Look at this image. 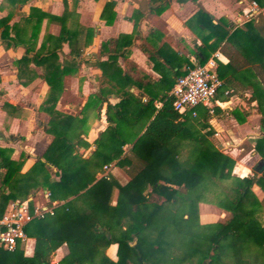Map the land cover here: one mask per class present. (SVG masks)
I'll return each instance as SVG.
<instances>
[{
	"label": "trees",
	"instance_id": "1",
	"mask_svg": "<svg viewBox=\"0 0 264 264\" xmlns=\"http://www.w3.org/2000/svg\"><path fill=\"white\" fill-rule=\"evenodd\" d=\"M8 1L14 4L26 0ZM62 2L64 10L59 16L30 7L20 23L9 25L7 16L0 18V41L4 47L24 48V54L14 62L18 83L26 85L34 78L30 62L42 69L41 77L49 87L41 106L49 115L44 131L52 135L42 156L24 174H18L21 163L9 159L11 150L0 147V169H4L0 188L9 187L7 193L0 190V214L8 201L18 196L26 199L42 187L46 188L48 200L57 202L50 214L34 217L24 227L26 236L34 239L31 256L23 255V243H16L11 252L0 250V264H264V168L251 176L231 174L233 159L210 140L207 110H196V117H191L190 110L178 113L167 89L161 94L150 90L144 100L142 95L129 92L128 77L115 65L117 53L109 55L99 66L104 82L118 101L108 103L101 92L90 96L84 104L97 105L98 119L99 109L105 103L106 127L94 140L91 157L82 156L79 148L88 146L83 139L88 130L84 112L66 115L53 109L61 77L67 72L66 67L75 63L72 59L61 64L55 50L67 42L73 56L79 53L72 47L78 41V29L66 25L73 15L67 10L66 1ZM111 6L112 2H106L100 16ZM165 6L161 2L156 10L159 12ZM44 17L57 22L60 29L57 36L44 37L39 49L34 50ZM113 17L111 13L106 23ZM191 22L196 26L201 57L195 55V63L185 62L188 69L204 63L222 44L220 49L228 61L225 65L218 63L222 68L217 71L221 85L229 88L236 81L232 76L223 77L224 68L234 73L252 72L254 79L247 86L251 100L256 101L260 131L253 152L264 161V11L230 29L224 18L214 20L197 6L186 24ZM124 38L128 36L108 39L102 47L110 50L111 45ZM86 39L90 41L88 35ZM254 40L258 41V49ZM233 41L246 44L233 47ZM141 50L148 57L154 55L172 65L160 49ZM243 52L251 61L244 58ZM125 53L124 49L120 54ZM188 69L173 72L174 81ZM155 102L160 105L156 107ZM232 114L237 116L239 112L234 110ZM126 144L130 146L128 154L122 149ZM184 149L187 153L182 158ZM104 164L130 166L132 173L122 184L112 175L104 179L97 176ZM253 185L262 191L261 199L251 190ZM201 201L213 202L228 217L199 222L197 204ZM88 234L93 238L83 240ZM113 243L117 246L115 261L104 255V249ZM61 244H65L67 252L51 263L52 253Z\"/></svg>",
	"mask_w": 264,
	"mask_h": 264
},
{
	"label": "crops",
	"instance_id": "2",
	"mask_svg": "<svg viewBox=\"0 0 264 264\" xmlns=\"http://www.w3.org/2000/svg\"><path fill=\"white\" fill-rule=\"evenodd\" d=\"M65 1L67 10L73 15L67 19L66 25L78 29L79 38L77 42H73L72 47L78 49L79 53L73 56L67 42H62L55 50L56 58L61 64L69 63L72 59L75 63L72 65L71 62V65L66 67L67 72L61 77V88L55 92V95H58L53 109L66 115H77L80 111L84 112L88 130L83 139L88 146L79 148V152L84 157H91L95 147L94 140L106 127L105 103L99 109L98 119L95 117L97 105L90 103L86 106L84 104L90 96L101 92L106 96L108 103L114 104L118 101L115 94L110 91L112 88L104 82L99 63L106 61L109 55L117 53L115 65L120 69L121 74L128 77L126 86L129 92L142 95L143 100L150 90L155 94H161L167 89L166 93L170 94L175 83L173 72L187 70L185 62L195 63V55L201 57L197 49L200 40L195 33L196 26L192 22L189 25L186 24V21L197 10V6H200L214 20L224 18L230 29L246 22L236 23V20L241 18L243 12L247 10L250 1L256 2L261 9L260 13L264 11V0H261L262 5H259L257 0ZM106 2H112V6L101 17L100 14ZM161 2L166 3V6L158 12L156 7ZM30 7L37 8L51 16H59L64 10L62 0H26L24 3L14 4L8 0H0V18L7 16L9 25L20 23L28 15ZM111 13L114 17L110 23H106V20L111 18ZM59 29L57 22L47 17L42 18L33 46L34 50L39 49L43 38L47 35L57 36ZM86 35L90 41H86ZM119 35H127L128 38L111 45L110 50L106 46L102 47L108 39H115ZM253 43L258 49V41L254 40ZM245 44L244 41L231 43L233 47H244ZM221 46L222 44L209 56L215 61L216 73L218 69L222 70L218 63L225 65L228 61L227 56L220 49ZM48 47L49 44H46L45 48L48 49ZM141 47L151 52L160 49L165 56L171 59L172 65H167L161 58L154 55L148 57V53L142 51ZM112 48H114L113 51ZM124 49L126 50L125 56L120 54ZM23 54L22 45L4 47L0 41V132L2 134L0 147L9 148L11 150L9 159L21 163L18 174L27 172L35 160L42 156L52 140V135L44 131L49 115L41 109L42 102L49 93V87L41 77L42 69L32 62L29 67L35 73L34 78L26 85L18 83L17 68L14 62ZM244 56L251 61L248 55ZM224 69L223 77L232 76L236 81H233V85L229 88L220 85L212 101L213 111L211 113L207 111L209 113L207 123L212 130L210 140L219 151H224L231 157L237 153L242 160L252 159L258 156L253 152V144L260 135L256 101L251 100V89L247 86L254 77L250 71L242 72V74L234 73L229 68ZM220 81L222 83L221 79ZM6 103L9 105L4 106ZM154 104L156 107L160 105L159 102ZM203 109L205 110L204 107L197 106L195 115L191 117H196V110ZM234 110L239 112L237 116L232 114ZM243 144L246 145L243 146ZM129 147V144L122 147L124 153L128 154ZM247 166L241 162H235L233 170L239 176H246L251 173ZM3 172L4 169L1 168L0 175ZM99 172L100 170L97 176ZM131 173L130 166L110 165L108 170V174L121 184L129 179ZM51 176L56 178L54 175ZM254 187L257 186L254 185ZM0 190L7 193L9 187L3 186ZM14 202H26L28 206H49L57 203L48 200L45 187L29 193L26 199L18 196L15 200L8 201L4 210ZM92 238L93 235L88 234L83 237V240ZM33 243V237L26 238L22 244L23 255L31 256ZM116 248V244H109L104 249V255L115 261ZM66 252L65 244H61L52 253L51 263H56Z\"/></svg>",
	"mask_w": 264,
	"mask_h": 264
},
{
	"label": "built area",
	"instance_id": "3",
	"mask_svg": "<svg viewBox=\"0 0 264 264\" xmlns=\"http://www.w3.org/2000/svg\"><path fill=\"white\" fill-rule=\"evenodd\" d=\"M260 12L261 9L256 2L250 1L249 7L243 12L241 18L236 20V23L250 20ZM215 67V61L213 57H210L177 78L170 93L175 111L182 114L190 110L191 115H195L197 106L204 107L209 113L213 111L212 101L221 85ZM109 166L102 165L98 176L108 179ZM52 206L53 204L28 206L26 202L9 204L0 214V250L11 252L16 243H24L27 238L24 232L25 225L34 217L41 218L46 213L50 214Z\"/></svg>",
	"mask_w": 264,
	"mask_h": 264
},
{
	"label": "rangeland",
	"instance_id": "4",
	"mask_svg": "<svg viewBox=\"0 0 264 264\" xmlns=\"http://www.w3.org/2000/svg\"><path fill=\"white\" fill-rule=\"evenodd\" d=\"M211 139H212V137H211ZM245 145L246 144H243V146H245ZM186 153H187V151H186V149H184L182 151L181 157L182 158L185 157ZM222 153L226 154V153H224V151H222ZM226 155H228V154H226ZM239 157L241 158V156H238L237 153L234 154V157H231L233 159V161H234V164H233V167H232V170H231V174H233L234 176H237V177H244V176H239L238 174H235V172L233 170V168L235 166V162H241L243 164L248 165L247 168H248L249 172H251L250 174H247L246 176H251L253 174V171H252V169L250 167H252V165L254 163H256L261 158L259 156H255L252 159L247 158V159H243L242 160ZM251 190L253 191V193H254V195L256 196L257 199H261L263 197L262 191L259 188L254 187V185L252 186ZM114 196H115V192H114V195H113V200H114ZM197 208H198V221L201 222V223H209V222L221 221V220L226 219L228 217V213L220 210L218 207H216L213 204V202L212 203H207V202L201 201V202H199L197 204Z\"/></svg>",
	"mask_w": 264,
	"mask_h": 264
},
{
	"label": "water",
	"instance_id": "5",
	"mask_svg": "<svg viewBox=\"0 0 264 264\" xmlns=\"http://www.w3.org/2000/svg\"><path fill=\"white\" fill-rule=\"evenodd\" d=\"M2 138V134L0 132V139ZM264 168V161L259 159L256 163H254L251 167L252 171L255 173H260ZM101 172V171H100ZM45 190V189H44Z\"/></svg>",
	"mask_w": 264,
	"mask_h": 264
}]
</instances>
